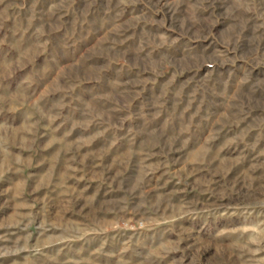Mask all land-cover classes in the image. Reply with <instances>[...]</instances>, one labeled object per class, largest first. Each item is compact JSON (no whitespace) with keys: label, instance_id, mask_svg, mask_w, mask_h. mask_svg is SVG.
Instances as JSON below:
<instances>
[{"label":"rangeland","instance_id":"1","mask_svg":"<svg viewBox=\"0 0 264 264\" xmlns=\"http://www.w3.org/2000/svg\"><path fill=\"white\" fill-rule=\"evenodd\" d=\"M45 224L69 264H264V0H0V264Z\"/></svg>","mask_w":264,"mask_h":264},{"label":"crops","instance_id":"2","mask_svg":"<svg viewBox=\"0 0 264 264\" xmlns=\"http://www.w3.org/2000/svg\"><path fill=\"white\" fill-rule=\"evenodd\" d=\"M89 214V212H87ZM87 218H90L87 216ZM79 220V219H78ZM91 220L95 221V218L91 215ZM68 223L71 224H78L76 221H69ZM67 223V224H68ZM32 226H30L31 229ZM44 230H47L45 233L41 232L40 240L45 241L46 245L44 246V251L42 255L46 257V261H42V264H69L70 260L75 257V248L77 247L72 243L71 245H68V243L74 242V240L79 239L78 237H75L76 235L73 233H67L64 227H61L58 229L57 227L50 226L48 224H45ZM3 234L7 235L8 240H14L15 232H7L5 233L3 231ZM29 236V242L33 238V232L28 234ZM79 236V235H77ZM33 240V239H32ZM89 240V238H87ZM15 241V240H14ZM13 241V242H14ZM63 244L62 246H59L60 244ZM30 245L27 244V247L25 249H28ZM10 247V246H9ZM79 247V246H78ZM56 256V259H53L52 257Z\"/></svg>","mask_w":264,"mask_h":264}]
</instances>
